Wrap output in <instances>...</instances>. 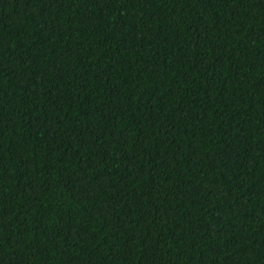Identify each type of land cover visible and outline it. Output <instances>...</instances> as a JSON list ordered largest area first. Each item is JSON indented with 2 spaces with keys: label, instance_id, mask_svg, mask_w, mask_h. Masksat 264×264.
I'll list each match as a JSON object with an SVG mask.
<instances>
[{
  "label": "trees",
  "instance_id": "16d2710c",
  "mask_svg": "<svg viewBox=\"0 0 264 264\" xmlns=\"http://www.w3.org/2000/svg\"><path fill=\"white\" fill-rule=\"evenodd\" d=\"M0 264H264V0H0Z\"/></svg>",
  "mask_w": 264,
  "mask_h": 264
}]
</instances>
